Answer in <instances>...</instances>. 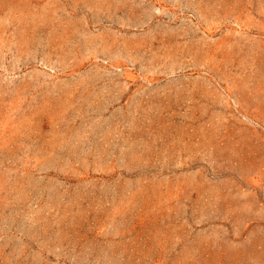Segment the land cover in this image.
I'll return each instance as SVG.
<instances>
[{
	"label": "rangeland",
	"instance_id": "1",
	"mask_svg": "<svg viewBox=\"0 0 264 264\" xmlns=\"http://www.w3.org/2000/svg\"><path fill=\"white\" fill-rule=\"evenodd\" d=\"M0 264H264V0H0Z\"/></svg>",
	"mask_w": 264,
	"mask_h": 264
}]
</instances>
